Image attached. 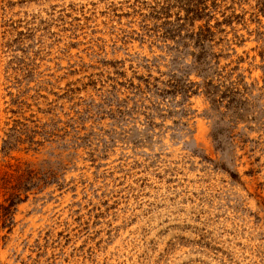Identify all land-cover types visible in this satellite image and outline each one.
Instances as JSON below:
<instances>
[{
  "label": "rangeland",
  "instance_id": "1",
  "mask_svg": "<svg viewBox=\"0 0 264 264\" xmlns=\"http://www.w3.org/2000/svg\"><path fill=\"white\" fill-rule=\"evenodd\" d=\"M0 264H264V0H0Z\"/></svg>",
  "mask_w": 264,
  "mask_h": 264
}]
</instances>
